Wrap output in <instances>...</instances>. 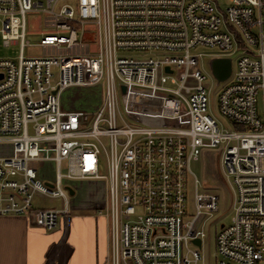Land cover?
<instances>
[{
    "label": "built area",
    "instance_id": "built-area-1",
    "mask_svg": "<svg viewBox=\"0 0 264 264\" xmlns=\"http://www.w3.org/2000/svg\"><path fill=\"white\" fill-rule=\"evenodd\" d=\"M219 1L0 0L3 43L21 46L0 59V217L52 232L74 207L67 186L104 181L95 210L109 221L111 264H203L220 197L201 192L191 164L217 150L233 211L215 236L217 264H264V0ZM28 12L45 14L37 57L24 54ZM201 47L220 51L210 63L236 56L217 81L236 128L209 113ZM101 82L96 111L63 109L68 88ZM34 163H51L52 178ZM46 198L62 206H35Z\"/></svg>",
    "mask_w": 264,
    "mask_h": 264
},
{
    "label": "rangeland",
    "instance_id": "rangeland-1",
    "mask_svg": "<svg viewBox=\"0 0 264 264\" xmlns=\"http://www.w3.org/2000/svg\"><path fill=\"white\" fill-rule=\"evenodd\" d=\"M219 2L224 8L230 5L229 0H220ZM44 19V13L28 12L26 14L27 47L24 53L26 57H37L42 53V50L36 46L39 44L42 35L45 33ZM1 30L2 21L0 18V59H16L20 54V43L13 41L8 46H5L2 40ZM88 40L92 41V49L94 50L95 44L93 41L95 38L91 37ZM197 53L205 54V56L200 59V65L196 67V70H202L208 80L206 85L210 87L209 113L221 126H231L236 128L235 125L228 122L219 112L218 90L220 89V85L217 84V80L212 76L210 57H212L213 54H219L220 51L213 48L201 47L197 50ZM118 54L119 56L126 57L128 59L146 60L160 56L162 53L141 50H120ZM232 60L233 68H235L236 56H232ZM104 96L105 84L104 82H101L93 85L68 88L63 93L62 102L73 110L94 112L101 106L102 102L104 101ZM33 165L36 168H42L46 177L52 178L53 165L51 163H34ZM191 170L200 181L201 192L206 189L207 191H213L220 197V204L216 210V224L211 228L210 237L203 242L201 249L203 255V264H217L218 255L215 246L216 233L220 229L221 225H228L233 217L231 195L228 189V180L223 176L220 155L218 154L217 150H205L200 156L199 160L191 164ZM63 171H66L65 165L63 167ZM101 173L105 175L107 173L106 168L103 167L101 169ZM84 185V183H79V190L77 193L74 196H70V198L73 200L74 206H76L79 201H84L83 199H85V201L89 200L92 194H97V196L99 198L101 197V199L104 198L106 194V185L104 184V181L99 182L97 185L94 184L96 185L94 191H90ZM62 203L63 202L60 199L46 198L35 200V206L46 208H60ZM188 210L190 212H194L193 185H190L188 190Z\"/></svg>",
    "mask_w": 264,
    "mask_h": 264
},
{
    "label": "crops",
    "instance_id": "crops-1",
    "mask_svg": "<svg viewBox=\"0 0 264 264\" xmlns=\"http://www.w3.org/2000/svg\"><path fill=\"white\" fill-rule=\"evenodd\" d=\"M84 184L90 191L97 185ZM97 197L79 201L52 232L26 217H0V264H111L109 221L97 214L96 201L102 200Z\"/></svg>",
    "mask_w": 264,
    "mask_h": 264
},
{
    "label": "water",
    "instance_id": "water-1",
    "mask_svg": "<svg viewBox=\"0 0 264 264\" xmlns=\"http://www.w3.org/2000/svg\"><path fill=\"white\" fill-rule=\"evenodd\" d=\"M211 71L212 75L215 79H217L218 82L223 83L226 82L233 70V63L230 58H216L211 61ZM2 78V75H0V79ZM122 91L125 92L126 88L123 86ZM67 190L70 194V196L75 195V190L71 186H67ZM195 243L198 246H201V241L196 240Z\"/></svg>",
    "mask_w": 264,
    "mask_h": 264
}]
</instances>
